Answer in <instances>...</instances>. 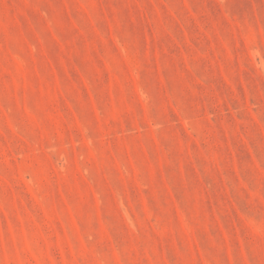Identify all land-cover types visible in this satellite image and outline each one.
Here are the masks:
<instances>
[{
    "label": "rangeland",
    "instance_id": "1",
    "mask_svg": "<svg viewBox=\"0 0 264 264\" xmlns=\"http://www.w3.org/2000/svg\"><path fill=\"white\" fill-rule=\"evenodd\" d=\"M0 264H264V0H0Z\"/></svg>",
    "mask_w": 264,
    "mask_h": 264
}]
</instances>
